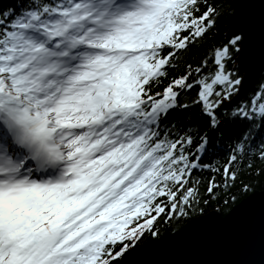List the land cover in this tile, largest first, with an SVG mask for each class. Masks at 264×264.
<instances>
[{
    "label": "snow or ice",
    "instance_id": "1",
    "mask_svg": "<svg viewBox=\"0 0 264 264\" xmlns=\"http://www.w3.org/2000/svg\"><path fill=\"white\" fill-rule=\"evenodd\" d=\"M219 15L210 0H24L0 11V264H115L146 233L159 238L162 216L191 219L196 171L221 176L208 180L213 198L250 155L264 160L262 88L232 111L248 126L225 162L203 163L239 91L226 63L241 36L214 51L211 75L205 60L170 78ZM192 108L208 130L168 122Z\"/></svg>",
    "mask_w": 264,
    "mask_h": 264
},
{
    "label": "water",
    "instance_id": "2",
    "mask_svg": "<svg viewBox=\"0 0 264 264\" xmlns=\"http://www.w3.org/2000/svg\"><path fill=\"white\" fill-rule=\"evenodd\" d=\"M244 29L237 60L246 69L239 91L222 109L236 105L264 72V0H242L230 33ZM118 264H264V185L225 216L213 210L193 218L179 231L130 248Z\"/></svg>",
    "mask_w": 264,
    "mask_h": 264
},
{
    "label": "trees",
    "instance_id": "3",
    "mask_svg": "<svg viewBox=\"0 0 264 264\" xmlns=\"http://www.w3.org/2000/svg\"><path fill=\"white\" fill-rule=\"evenodd\" d=\"M24 2V0H0V11L7 10L9 8L18 9L19 6ZM211 3L217 8L220 15L216 19L215 25L208 30V32L200 38L196 43L191 44L186 51H182L181 57L177 63V67L174 71L170 72V78L183 75L187 65L191 64L194 67L201 65L203 61L207 60V67L204 69V74L211 75L215 72L216 66L214 65L212 56L217 48H221L234 36H241L243 39L246 37L247 33L244 29L239 34L230 33L232 27L234 26L241 10L242 0H210ZM203 7L201 11H203ZM242 39V40H243ZM241 40V41H242ZM240 41V43H241ZM239 43V48H240ZM239 51L231 50V60L226 63V69L234 73V78H239L243 76L246 69V65L238 62ZM169 83V80H164L163 83L154 89V91H163V88ZM264 88V72L259 76L258 81L254 88L241 100L231 108H223L220 112L221 119L224 121L223 126L218 133L211 132L210 135L213 136L217 148L213 149L217 152L216 155H207L203 159L204 164H215L216 161H220L221 164L225 162V154L227 152V145L232 143L236 138H238L247 128L248 124L242 120H236L231 117L232 111H234L238 106L249 105L253 100L256 93L260 92ZM199 89L195 88L190 92L183 95L181 102L191 104L192 100L196 97L197 91ZM234 97V96H233ZM232 97V98H233ZM190 120L193 123L194 128H199L202 130L207 129V118L203 117L200 113L199 108H192L188 111L177 110L169 114L168 122H178ZM264 140V133H261L257 138V143ZM223 141V144H220ZM223 147L224 151H219V148ZM195 150V144L193 145V151ZM255 151V150H254ZM251 164V167H248ZM239 167V176L234 187L227 190H220L216 197L210 198L207 194L208 180L215 176L218 182H222V178L219 174L213 173L207 169H201L194 173V179L199 180L200 183V193L202 201L198 206H195L192 210L191 219L196 218L201 215H205L210 211L217 210L221 215L225 216L229 211L237 205L241 200L250 195L255 190H261L264 185V160L259 159L258 155H250L244 161L241 162ZM244 184L251 185L253 188L252 192L247 194L240 191ZM235 195L237 201L235 204L225 205L223 202L229 196ZM203 200L208 202L205 204ZM191 219H173L167 220L166 217L162 216L156 222V228L159 229V238L166 234L167 232H176L185 227L187 222ZM153 236L146 233L145 236L136 243V247L144 246L151 242ZM119 250V249H117ZM125 255V254H124ZM123 257V256H122ZM121 257V258H122ZM119 259V261L121 260ZM119 261L115 262L118 264Z\"/></svg>",
    "mask_w": 264,
    "mask_h": 264
},
{
    "label": "bare ground",
    "instance_id": "4",
    "mask_svg": "<svg viewBox=\"0 0 264 264\" xmlns=\"http://www.w3.org/2000/svg\"><path fill=\"white\" fill-rule=\"evenodd\" d=\"M245 25H248V24H245ZM249 26V25H248ZM239 62V61H238ZM239 63H241V62H239Z\"/></svg>",
    "mask_w": 264,
    "mask_h": 264
},
{
    "label": "rangeland",
    "instance_id": "5",
    "mask_svg": "<svg viewBox=\"0 0 264 264\" xmlns=\"http://www.w3.org/2000/svg\"><path fill=\"white\" fill-rule=\"evenodd\" d=\"M234 34V33H231V35Z\"/></svg>",
    "mask_w": 264,
    "mask_h": 264
}]
</instances>
